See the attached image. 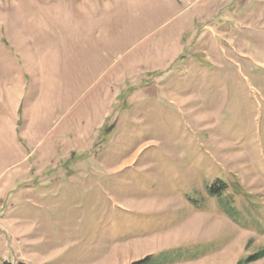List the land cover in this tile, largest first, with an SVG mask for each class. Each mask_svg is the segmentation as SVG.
Returning a JSON list of instances; mask_svg holds the SVG:
<instances>
[{
	"label": "rangeland",
	"instance_id": "obj_1",
	"mask_svg": "<svg viewBox=\"0 0 264 264\" xmlns=\"http://www.w3.org/2000/svg\"><path fill=\"white\" fill-rule=\"evenodd\" d=\"M149 257L264 264V0H0V264Z\"/></svg>",
	"mask_w": 264,
	"mask_h": 264
},
{
	"label": "crops",
	"instance_id": "obj_2",
	"mask_svg": "<svg viewBox=\"0 0 264 264\" xmlns=\"http://www.w3.org/2000/svg\"><path fill=\"white\" fill-rule=\"evenodd\" d=\"M157 258H154V257H149L147 262L145 264H154V261H156Z\"/></svg>",
	"mask_w": 264,
	"mask_h": 264
},
{
	"label": "trees",
	"instance_id": "obj_3",
	"mask_svg": "<svg viewBox=\"0 0 264 264\" xmlns=\"http://www.w3.org/2000/svg\"><path fill=\"white\" fill-rule=\"evenodd\" d=\"M258 256L261 257V256H263V255L259 254ZM147 260H148V259H145V260H143V261L135 262V263H133V264H145V263L147 262Z\"/></svg>",
	"mask_w": 264,
	"mask_h": 264
},
{
	"label": "bare ground",
	"instance_id": "obj_4",
	"mask_svg": "<svg viewBox=\"0 0 264 264\" xmlns=\"http://www.w3.org/2000/svg\"><path fill=\"white\" fill-rule=\"evenodd\" d=\"M144 246V245H143ZM142 247V246H141ZM140 248V247H139Z\"/></svg>",
	"mask_w": 264,
	"mask_h": 264
}]
</instances>
